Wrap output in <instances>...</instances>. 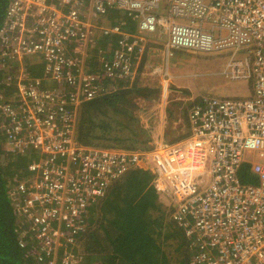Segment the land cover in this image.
Segmentation results:
<instances>
[{
    "label": "built area",
    "instance_id": "obj_1",
    "mask_svg": "<svg viewBox=\"0 0 264 264\" xmlns=\"http://www.w3.org/2000/svg\"><path fill=\"white\" fill-rule=\"evenodd\" d=\"M110 12L132 17L138 31L105 24ZM98 30L116 43L93 42L90 56ZM157 32L168 37V58L175 50L231 51L227 75L252 79L253 93L205 97L190 113V134L174 144L125 150L78 142L80 101L105 91L106 78L134 82L146 34ZM238 52L246 58L235 60ZM41 58L43 76L25 63ZM0 75V144L39 156L31 177L11 191L16 213L27 217L22 237L31 233L34 257L39 250L47 264H79L82 256L66 250L91 206L140 165L158 174V191L188 240V264H264V0H9ZM245 163L257 184L241 180Z\"/></svg>",
    "mask_w": 264,
    "mask_h": 264
},
{
    "label": "trees",
    "instance_id": "obj_2",
    "mask_svg": "<svg viewBox=\"0 0 264 264\" xmlns=\"http://www.w3.org/2000/svg\"><path fill=\"white\" fill-rule=\"evenodd\" d=\"M8 3L9 0H0V28L5 20ZM123 16L126 18L117 24L129 33H135L133 30L137 26L136 22L126 14ZM115 40L112 34H105L101 30L92 36L89 47L95 51L97 47L93 42H96L110 48L112 43H116ZM36 61L45 63L42 58ZM85 64L88 71L94 70L93 66L89 69V62ZM38 69L33 70L34 74L43 76L44 67ZM3 78L0 75V81ZM105 83L112 89L105 87V91L102 90L94 99L80 101L77 108L79 117L75 128L76 140L87 146L125 150L152 149L156 146L158 140L153 137L142 138L148 136L152 128L155 130L154 126L149 131L147 126L141 125L139 119L134 117L137 126L128 125L131 136L130 144L126 145L124 139L122 142L118 137H112L109 116L102 117L108 115V112L130 114L132 109L129 106L134 105L131 96L138 94L146 99L150 91L147 95L146 89L139 88L137 84L128 87L123 79L117 77L106 78ZM155 97H152L154 101ZM81 105H84L82 109ZM168 110L173 111L167 107L166 112ZM182 113L190 126L188 108ZM100 120L105 122L104 127H101ZM189 134L190 129L177 137L164 138L163 141L174 144ZM35 154L9 152L0 144V264H47L48 259H51L39 250L40 256H33L34 241L30 237L31 233L22 237V231L27 230V217L16 213L12 201L11 191L22 177L18 174L25 168L29 170L30 159L33 160L37 156ZM245 164L241 180L244 183H256L258 179L251 170V164ZM157 180L158 174L150 167L138 165L130 168L112 183L103 199L91 206L84 231L80 236H74L73 243L66 251L79 253L82 256L79 264H188V240L165 202L168 196L158 191ZM66 251L64 247L60 248L58 257ZM39 257L45 259L39 260ZM166 258L167 263H164ZM57 264H61L60 259Z\"/></svg>",
    "mask_w": 264,
    "mask_h": 264
},
{
    "label": "rangeland",
    "instance_id": "obj_3",
    "mask_svg": "<svg viewBox=\"0 0 264 264\" xmlns=\"http://www.w3.org/2000/svg\"><path fill=\"white\" fill-rule=\"evenodd\" d=\"M123 14V12H110L106 17H102V19L104 20L105 24L119 23L120 21L126 18L125 16H123ZM165 15H167V13H165ZM137 31L138 28L136 26L133 32L136 33ZM99 33L100 31H95L93 35ZM158 42L162 43L158 44L161 48L164 47L166 37L163 36L162 39H158ZM90 52L91 56L96 54L94 50H90ZM231 57L232 52L229 50L221 52H198L190 50L173 51L172 57H170L169 61V74H173L175 72L176 67H178V65H181L186 73L185 79L188 77L187 81L185 82L186 86L184 85L183 88L180 87L177 90L175 85H172L171 82L174 77H170L168 75V71L166 69H163L162 64L165 60V53L161 52L160 56L156 58L158 63L153 66V69H151V64H149L142 70L141 77L139 78V80L137 79L138 81L130 83L124 82L128 87H131L133 84H137L139 88L146 89V94L148 91H150L149 95L147 94L149 97L145 99L138 94L132 95L131 99H133L134 105L129 106L132 109L130 114H115L114 112H108V115L102 116H109V121L111 123L109 129L112 133V137H118L122 140V142L124 139V144L129 145L131 129L128 128V125H132L133 127L137 126V122L135 121L134 117H136V119H139L141 125H145V127L147 126L149 131V128H151L152 126L155 127V130L152 128L148 136L144 135L142 136V138L153 137L155 140L161 141L164 140V138L169 139L188 132L190 126H188V124L185 122L182 111L184 109L185 111H187V108L190 111L191 107L194 106V103L200 100L199 93L205 95L210 90V86H217L219 87V92L225 91L224 94H226L228 89L231 88L230 85H233V83L236 82L235 80H232L229 75L226 74V69L228 68V63L230 62ZM245 57V54L239 53L235 55V60L245 59ZM25 63L32 70H39L38 68L44 67V63L41 61L38 62L36 61V59H27ZM250 80L251 79H248L247 81ZM165 82H168V85L165 86ZM244 82L245 81H242L241 84L247 83ZM249 84H251L252 86V83ZM104 85L106 89H112L111 86H106V83ZM164 90H167V98L165 101L163 100ZM211 92L215 94V89L211 90ZM238 94L241 93H237V95ZM154 96H156L155 101L152 98ZM214 96L220 95L218 94ZM199 102H201V100ZM83 107L84 105H81L80 109H82ZM167 107H169L173 111L168 110L166 112ZM79 114L81 116L82 112ZM176 117H178V119ZM104 123V121L100 120L101 127H104ZM105 141L106 140H104L103 142ZM3 149L11 152L9 147L4 146ZM28 154L31 153L23 155ZM38 160L39 156L37 155L33 160L30 159V163ZM245 165L247 164H244L239 172V176L241 178L243 171H245ZM18 175L22 176L20 180L27 179L31 177V172L28 170V168H25ZM246 180L249 181L248 179ZM257 183L258 181H256L255 184ZM17 184L18 183H16L15 186ZM165 202L169 206V202L167 200H165ZM164 263H167V258L165 259Z\"/></svg>",
    "mask_w": 264,
    "mask_h": 264
},
{
    "label": "crops",
    "instance_id": "obj_4",
    "mask_svg": "<svg viewBox=\"0 0 264 264\" xmlns=\"http://www.w3.org/2000/svg\"><path fill=\"white\" fill-rule=\"evenodd\" d=\"M205 27L208 28V29L211 28V23L207 22L205 24ZM216 34H218V31H216ZM163 36L166 37V42H167L168 37L164 33H157V34L156 33H154V34L153 33L152 34L148 33V34H146V40L147 41H146V43L143 44V45H145V48H144L145 49L144 61H143V64L141 65V68L139 69V71H138V73L136 75L137 78L135 77L136 80H134V81L136 82V81L139 80V78L141 77V74H142V70L145 67H147L149 64H151L150 67H151V69H153V66L158 63L156 58L158 56H160L161 52L162 53L164 52L165 53V60H164V62L162 64L163 65V69H166L168 71V75L170 77H172V78L174 77V79L171 82H172V85H175V87L178 90V88H180V87L183 88V86L186 84L185 82L187 81L188 77L185 79L186 73H185L184 68L181 65H178V67H176L175 72L173 74L172 73L169 74V70H168L170 68V62L169 61H170V57H172V55H170L169 59H168L167 51H166V42L164 44V47H162V48L158 45V44H162V43L158 42V39H162ZM239 53H243V54L246 55L245 52H238L235 55H237ZM239 60H243V59H239ZM228 65H229V63H228ZM160 68H162V67H160ZM242 81H245L244 83H246V82L247 83L246 84H241ZM242 81H236L235 83H233V85H230L231 88L228 89L226 94H224L225 91L219 92L220 91L219 87L210 86V90L205 95L199 93V99L202 102V98L204 99L205 97L206 98H222V99H224V98H228V99L229 98H247L253 93V89H254L253 81H252V79L250 81H247V80H242ZM249 83H252V86ZM164 85L165 86L168 85V82H165ZM148 86H149V84H148ZM213 89H215V94L211 92V90H213ZM237 93H241V94L237 95ZM218 94L220 96H214V95H218ZM163 95H164L163 96V100L165 101L166 98H167V90L166 91L164 90V94ZM199 101L195 102L194 106L195 105H199L201 103ZM194 106L191 107L190 111L188 109V111H189L188 117L190 116V113H191V111H192Z\"/></svg>",
    "mask_w": 264,
    "mask_h": 264
},
{
    "label": "clouds",
    "instance_id": "obj_5",
    "mask_svg": "<svg viewBox=\"0 0 264 264\" xmlns=\"http://www.w3.org/2000/svg\"><path fill=\"white\" fill-rule=\"evenodd\" d=\"M154 34V33H153Z\"/></svg>",
    "mask_w": 264,
    "mask_h": 264
}]
</instances>
